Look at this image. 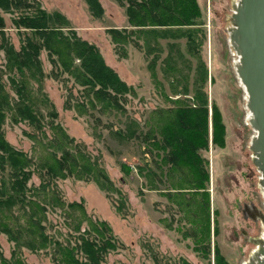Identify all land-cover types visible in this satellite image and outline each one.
<instances>
[{
    "label": "rangeland",
    "instance_id": "obj_1",
    "mask_svg": "<svg viewBox=\"0 0 264 264\" xmlns=\"http://www.w3.org/2000/svg\"><path fill=\"white\" fill-rule=\"evenodd\" d=\"M98 1L102 6L100 16L92 15L85 0H38L45 11L61 13L78 36L95 44L104 61L134 87V95H127L124 111L96 109L80 115L74 109L63 107L69 92L77 95V87L71 80H65V75L45 78L43 89L55 107L56 121L69 136L83 142L91 154L99 155L108 176L125 193L126 215L122 216L113 207L117 194L107 196L93 182L68 177L57 181L58 189L66 201L83 200L87 213L105 220L123 243V248L108 253L105 264H185L183 261L242 264L257 245L264 222V199L259 188L256 154L250 143L255 129L248 119L245 92L235 69L237 51L232 33L236 0H196L200 14L195 27L199 31L196 30L195 38L190 41L191 50H187L184 37L159 39L160 51L157 49L148 55L132 43L113 42L109 28H130L125 7L117 0ZM3 16L7 35L18 48L19 39L10 17ZM167 42L173 44L170 51L178 47L181 54L172 52L173 60L166 63ZM40 58L43 69L49 71L51 65L45 51ZM3 63L0 53V70L4 68ZM172 65L180 68L183 75L191 74L187 80L189 90L194 74L201 73L204 80L208 141L200 149V157L207 173L205 208L200 201L193 205L189 200L192 196L195 201L202 199L195 191L186 189L176 195L175 181L183 187L187 176L176 171L166 172L167 165H163L162 158L168 149L161 150L153 144L167 131V113L175 105L173 100L185 97L172 92L182 86L174 82L172 87L168 74L164 73ZM2 80L12 96L6 74ZM192 103L199 102L192 98ZM213 106L223 125L222 138L215 141L212 139ZM3 129L11 145L31 151L32 141L23 133L29 130L25 123L10 124L7 120ZM125 129L135 130L137 137L121 140L115 132ZM120 164L129 166L130 172L124 173ZM185 164L192 171V164ZM137 166L150 169L151 178L139 176ZM31 180L38 183L37 176ZM149 182L158 189L150 188ZM48 218L54 224L50 232L61 226L58 211L49 212ZM207 243L210 251H207L209 247L204 248ZM0 246L3 255L9 257L12 243L4 234H0ZM215 248L221 259H217ZM21 254L28 263L51 264L47 252L35 253L22 248Z\"/></svg>",
    "mask_w": 264,
    "mask_h": 264
},
{
    "label": "trees",
    "instance_id": "obj_2",
    "mask_svg": "<svg viewBox=\"0 0 264 264\" xmlns=\"http://www.w3.org/2000/svg\"><path fill=\"white\" fill-rule=\"evenodd\" d=\"M85 1L92 15H101L98 0ZM117 1L125 7L130 28H109L114 43H132L146 50L148 55L159 48V39L184 37L187 50H191L190 43L196 30L199 31L195 27L200 14L196 0ZM3 14L9 15L16 30L18 48L7 35ZM167 45L166 63L173 60L172 52L181 54L178 47L170 51L172 43L167 42ZM42 51L46 52L51 65L47 72L40 58ZM0 53L4 58V68L0 70V234L12 243L9 257L3 255L0 246V264H31L22 257V248L49 253L51 264H105L108 253L123 248V243L105 220L87 213L83 200L66 201L57 181L71 177L93 182L107 196L116 193L113 207L122 216L127 211L125 193L108 176L99 155L91 154L83 142L69 136L56 121L57 112L43 89V82L45 78L57 79L63 75L65 80H71L77 87V95L69 92L63 107L74 109L80 115L96 109L124 111L123 103L127 95H134V87L104 61L95 44L78 36L68 26L64 15L57 11L48 13L38 0H0ZM172 67L165 68L164 73L168 74L172 87L174 82L182 86L172 92L188 97L173 100L175 105L167 113L168 132L153 144L158 149H168L162 158L163 165H167L166 172L176 171L187 176L183 187L175 181L176 195L189 189L202 196L197 201L189 197L193 205H198L199 201L203 204L207 196V173L200 149L205 148L208 141L204 80L201 73L194 74L189 90L187 80L191 74L183 75L180 68ZM3 74L11 85L12 96L5 89ZM192 98L199 103H192ZM7 120L10 124L25 123L29 127L23 133L32 141L30 152L14 147L5 139L3 125ZM211 121L215 141L222 138L223 131L215 106ZM175 128L180 131L175 132ZM115 133L121 140L137 137L133 129ZM185 163L192 164V171L185 168ZM120 165L124 173L130 172L129 166ZM150 172L144 166H137L139 176L147 178ZM32 176L38 177L37 184L32 182ZM149 183L150 188L158 189ZM56 211L62 217V224L50 232L54 224L48 214ZM209 245L205 244L204 248L209 247L207 251H210ZM215 255L221 259L216 248Z\"/></svg>",
    "mask_w": 264,
    "mask_h": 264
},
{
    "label": "water",
    "instance_id": "obj_3",
    "mask_svg": "<svg viewBox=\"0 0 264 264\" xmlns=\"http://www.w3.org/2000/svg\"><path fill=\"white\" fill-rule=\"evenodd\" d=\"M233 18L232 40L240 57L236 72L245 86L253 117L256 135L251 146L264 189V0H239ZM261 252L262 260L256 264H264V247Z\"/></svg>",
    "mask_w": 264,
    "mask_h": 264
},
{
    "label": "bare ground",
    "instance_id": "obj_4",
    "mask_svg": "<svg viewBox=\"0 0 264 264\" xmlns=\"http://www.w3.org/2000/svg\"><path fill=\"white\" fill-rule=\"evenodd\" d=\"M238 5H239V0H236V2H234V11L236 10ZM239 64H240V57H239V53H238V50H237V58L235 60V69L236 70H237V67H238ZM238 78H239V81H240V83H241V85L243 87V90L245 92V99H246V104H247V94H246L245 86L242 83V81H241L239 76H238ZM247 111H248V119L250 121V124L252 125L253 124V117H252L251 111H250V109L248 107H247ZM255 135H256V130H255V134L251 138L250 143H252V141L254 140ZM259 188H260V192L263 195V199H264V189H263V187L261 185H259ZM256 242H257L256 247L251 250V252L248 255L247 260L243 261L242 264H256L257 262L262 260L261 249L264 247V222H263V224L261 226L260 236L256 239Z\"/></svg>",
    "mask_w": 264,
    "mask_h": 264
}]
</instances>
